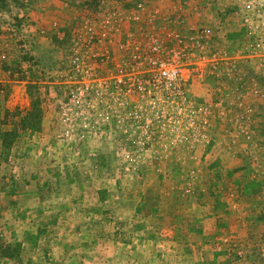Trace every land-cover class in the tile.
<instances>
[{
  "label": "rangeland",
  "instance_id": "1",
  "mask_svg": "<svg viewBox=\"0 0 264 264\" xmlns=\"http://www.w3.org/2000/svg\"><path fill=\"white\" fill-rule=\"evenodd\" d=\"M12 3L0 119L43 118L0 149V264H264V0ZM171 30L180 90L137 81Z\"/></svg>",
  "mask_w": 264,
  "mask_h": 264
},
{
  "label": "built area",
  "instance_id": "2",
  "mask_svg": "<svg viewBox=\"0 0 264 264\" xmlns=\"http://www.w3.org/2000/svg\"><path fill=\"white\" fill-rule=\"evenodd\" d=\"M140 10L145 11V7L140 5ZM147 14L151 18H154L153 21L157 23L158 9H155L152 13L147 12ZM118 29H123V25L119 24ZM168 34V45H159L158 47L159 38L156 37L149 48L143 43H137L131 48L133 66L137 68L135 78L140 82H163L167 85L162 84L164 89L166 87L167 89L176 87L180 90V84L184 81L183 68L186 67L185 64L192 55V52L186 48L185 45L187 43H181L183 42L182 39L180 40V44L170 46L174 43V40L178 42L177 37L181 38L180 32L171 30ZM171 34H175V36H170ZM171 57L174 58L169 59Z\"/></svg>",
  "mask_w": 264,
  "mask_h": 264
},
{
  "label": "trees",
  "instance_id": "3",
  "mask_svg": "<svg viewBox=\"0 0 264 264\" xmlns=\"http://www.w3.org/2000/svg\"><path fill=\"white\" fill-rule=\"evenodd\" d=\"M12 2L13 0H0V11H8L13 5ZM41 103L40 97L34 98L31 109L25 115L17 111V114L13 115L11 123L8 122L6 125H3L2 119H0V149L4 153L12 150L20 138L32 137L34 131L42 129L43 110ZM12 113L13 111H7V116L9 115L10 117ZM14 251L15 249L13 250V248L9 247L3 250L2 255L4 257H11Z\"/></svg>",
  "mask_w": 264,
  "mask_h": 264
}]
</instances>
